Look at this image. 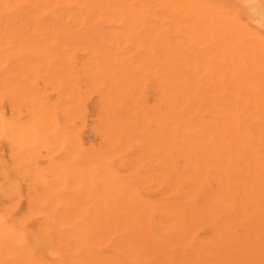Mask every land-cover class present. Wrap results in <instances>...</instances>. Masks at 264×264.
Wrapping results in <instances>:
<instances>
[{
  "label": "bare ground",
  "instance_id": "1",
  "mask_svg": "<svg viewBox=\"0 0 264 264\" xmlns=\"http://www.w3.org/2000/svg\"><path fill=\"white\" fill-rule=\"evenodd\" d=\"M238 7L245 9L247 20H243L236 14L235 8ZM2 16H14L17 18L28 17L31 18V20H27V23L29 25L64 23V21L50 22L48 20L32 18L46 19L48 17H58L57 19L59 20L61 17H74L76 21V17H81L86 18L82 20V23L84 24L83 26L93 23V21L95 20L92 21V18L95 17H114L113 19L120 17L122 18V25L123 23L130 24L133 26H138L139 28H142L147 24H149L148 27L150 28L153 27L150 25H155L150 24L152 22L146 20V17H154L155 19H157L156 22L158 23V29L154 28L155 32L153 34L150 31L148 32V35H145L146 29L144 31L143 27V31L145 33L142 34L145 37L138 40L137 43H133L136 45L140 44L142 46L150 44V47L151 44L156 43L157 46L154 49L156 50L157 48L156 51H159V54L157 55H159L158 60L159 64L161 65L160 69L162 75L155 76H161V78L163 79L159 80L158 82L156 81V83H160L161 81H163V84H161V86L163 85V94L161 100H159L161 101V109H155L156 111L158 109L161 110L160 114H156V112L154 114H156L157 117L162 113V119H160V116L158 117L163 121V129L160 128L163 130L162 134L164 146L162 147V152H169V148H171L170 151H172L173 153V159L170 157L171 159L167 160L166 158L164 159V164L163 162L160 163L162 164V167L160 166V168H162L161 170H163L162 176L164 177V179L166 178L169 181L170 185H168V183L164 184H167V187L170 186L168 190H172L173 196L171 198L161 197V204L159 205L160 216L158 222H150L148 220L143 221V218L141 217V215H139L142 219H139L140 221H138L137 218L139 217H137L134 218L135 220L137 219V221L132 220L133 222H128L125 220L121 221L120 218V221H115L109 218L108 220H101L100 218L103 217H100L99 219L92 218L94 221L63 223V240H65V264H124L121 258H124L125 256H127V261L131 260V258L133 257V263H130L132 262L130 261V264H264V0H0V17ZM0 23L2 22L0 21ZM119 23H121L120 20ZM71 26L72 25L70 24V29ZM133 26L130 28H133ZM63 27H59L57 29H61ZM85 28L87 27L85 26L84 29ZM48 29L45 28V30ZM4 32H1V35H4ZM58 32L60 31L58 30ZM63 33L65 34V32ZM1 37L4 38L3 36H0V38ZM130 37V40H132V38H135V36ZM128 39L129 38L127 37L126 41ZM7 40L9 41L8 38H5V42H7ZM16 40L18 39L16 38ZM43 41L47 42L49 40L43 39ZM21 43L22 45L25 44L24 46L28 47H31L30 45L44 44L43 42L30 41V39L29 41L28 39H21L20 44ZM28 43L30 45H27ZM102 43L103 42L100 41L98 43L95 42L94 44H97L98 46L101 44L103 46ZM3 44L6 45L5 43ZM0 45H2V43H0ZM13 46H15V44H13ZM9 48H12V46ZM29 49L32 48H26V51H32ZM94 50L97 51L96 48ZM142 52L147 51L142 50ZM30 53L32 54V52ZM152 55L154 56V54ZM41 56L37 57L39 58ZM32 57L35 59L34 56ZM88 57L91 58L89 55ZM102 57L104 58V55ZM40 60L44 62L43 59ZM91 60L93 59L91 58ZM83 61H81L82 64ZM85 63H87V61H85ZM20 65L21 63L18 64V66ZM151 66H154L153 62ZM157 67L159 68V66ZM98 68L101 67L98 66ZM85 69L82 70V72L85 71ZM102 69L104 70V68ZM151 69L155 70L152 67ZM51 72L53 73L54 71ZM120 72L125 73L126 71H123V69H121ZM52 73H50L49 75L53 76L51 75ZM29 76L31 75H28L27 77ZM65 76L67 77V75ZM113 77L115 78L117 76L114 75ZM61 78L58 77V79ZM127 78L124 80H127ZM64 80L66 79L64 78ZM47 82L50 81L47 80ZM138 83L139 82L137 81V84ZM64 85H66V83ZM118 86H120V84ZM12 87H14V85H12ZM68 87L71 86L69 85ZM109 89L112 91L111 88ZM136 89H133V91ZM109 92H107V94ZM67 97H69L68 94ZM103 98H105V96H103ZM124 99L128 98L124 97ZM111 105L115 106L114 104H110V106ZM63 108L67 109L66 107ZM124 109L127 108L125 107ZM102 111L105 110L103 109ZM108 113L109 112H107V114ZM42 117L44 118V115L41 116V118ZM112 117L115 118L114 115ZM142 117L145 118L146 116ZM144 118H142L141 120H144ZM45 120L50 121L48 120V118H45ZM41 122L44 123L45 121H42L41 119ZM107 122L108 121H106V123ZM4 124H6V122ZM47 125L49 126V124ZM157 126L159 128L160 125L157 124ZM108 131L112 132L111 130ZM133 132L134 134H136V130ZM129 133H131L130 130ZM141 136H143V134ZM155 136V140L156 138H159L158 136ZM106 137L109 138V135H106L104 138ZM108 138L106 139L109 141L110 139ZM138 140L140 139L138 138ZM47 143H49V141ZM159 145L161 146V144ZM118 146H120V143L118 144ZM162 148L159 147L156 150H161ZM106 151H104L103 153H105ZM114 151L115 150L111 152L113 153ZM123 155L125 154L123 153ZM160 155H163V153H161ZM94 165L96 166L97 164L94 163ZM105 168L106 167L104 166V169ZM68 169L69 168H67V170ZM97 169L98 167H96V170ZM70 170L71 169H69V171ZM49 171L50 170H48L47 172ZM37 174V176L43 175L42 173ZM25 175L26 174H24V176ZM80 177L81 176H79V182L81 179ZM51 178L53 177L51 176ZM77 178L78 177L76 175V177H74L73 179ZM64 182L67 181H65L64 179L63 183ZM57 183L59 182L57 181ZM126 183H128L129 187L132 185H129V182L127 181ZM81 185L83 184L81 183ZM123 186L128 189L127 185ZM47 187H49V185H47ZM164 187L163 189H165ZM35 189L37 188L35 187ZM118 189H120V186L118 187ZM129 190L130 189H128V191ZM134 190L132 189L131 191ZM37 191L39 192L40 189L38 188ZM95 191H97V189H95ZM76 193H78V191ZM95 193H93L92 195H94ZM124 193H126V191L120 194ZM87 194L89 195L90 193ZM88 195L86 197L89 199ZM38 197L41 196L38 195ZM140 197L142 198V196ZM29 198L27 197V199ZM45 198H47V196ZM45 198L42 200H45ZM58 198L60 199L63 197H59L58 195ZM52 199L49 200L50 203ZM71 199L73 200L74 198ZM32 200H34V198H32ZM46 201L48 200H45V202ZM156 201H158V199ZM67 202L64 203L68 204ZM50 203L46 202V204ZM65 204H63L62 206H64ZM94 204H92L93 206L91 207H94ZM9 205H12V203ZM107 208H109V206H107ZM121 208L122 207H120V209ZM97 209L96 211H98ZM63 211L65 212V210ZM64 212L63 214H65ZM71 213L74 212L71 211ZM93 213L98 214V212ZM102 213L106 214L107 216V213ZM126 214H128V212H126ZM129 214H131V212ZM29 215H31V213H29ZM67 215H69V213ZM41 216L42 215H40V217ZM131 217H133V215ZM53 219L55 218L53 217ZM53 223L48 222V224L51 225H53ZM12 233L15 232H13L12 230ZM201 233L206 235L202 236L200 235ZM7 240H9V238ZM14 241H16V239ZM8 244L10 245V243ZM6 245L7 244L5 243L4 246ZM31 246V248L34 247L33 245ZM50 246L51 245H49V247ZM9 250H11V248ZM18 253H15V255L12 254L14 258L16 257V255H19ZM20 254H22V252ZM41 257L42 256H40V258ZM23 259H20L19 257L18 261ZM12 261H15V259ZM27 262H29V260ZM6 263L9 264V262ZM47 263L50 264L51 262L48 261ZM61 264H63V262Z\"/></svg>",
  "mask_w": 264,
  "mask_h": 264
},
{
  "label": "rangeland",
  "instance_id": "2",
  "mask_svg": "<svg viewBox=\"0 0 264 264\" xmlns=\"http://www.w3.org/2000/svg\"><path fill=\"white\" fill-rule=\"evenodd\" d=\"M235 12L240 18H242L243 20H247L245 9L238 7L235 8ZM57 18L58 17H48L46 19L44 18H32V19L48 20L50 22L64 21V23L62 24L47 23V24L29 25L27 23V20H31V18L28 17H22V18L19 17L17 18L14 16L0 17V21L2 22L0 23V36L4 37V38L2 37L0 38L1 41L0 43H2V45H0V52H1L0 53V177H1L0 186H2L0 187V201H1L0 202V213H1L0 214V242H1L0 263L1 264H8L6 262H9V264H14V263L15 264H19V263L49 264L47 263L48 261L51 262L50 264H61L62 262L63 264H65V258H64L65 240H63L64 238L63 223L94 221L93 219L95 218L99 219L100 217H103L100 218L101 220L102 219L108 220L109 218L115 221H120L119 220L120 218L121 221L125 220L128 222L130 221L133 222V221H137V219L138 221H140L143 218V221L148 220L150 222H158L160 216L159 205L161 204V197L171 198L173 196L172 190H168L170 186L167 187V184H164V183H168V185H170L169 181L166 178L164 179V177L162 176L163 170H161L162 168H160V166L162 167V164L160 163L163 162L164 164V159L166 158L167 160L171 158L173 159V153L172 151H170L171 148H169L170 150L168 149L169 152L166 153L162 152L163 151L162 147L164 146L163 134H162L163 121L160 120L162 119L161 116L162 113L161 115H159L160 119L158 118L159 116L156 117V114H160L161 111L159 110L161 109V101L159 100H161L163 94L162 93L163 85L161 86V84H163V81H161L160 83H156V81L158 82L159 80H163V79L161 78V76H157V77L155 76V75H162L160 69L161 65L159 64V60H158L159 55H157L159 54V51L158 52L156 51L157 48L156 50L154 49L157 46L156 43L151 44V47L150 44H146V46L143 45L144 46L143 47L140 44L136 45L133 43V42L137 43L138 40L145 37L142 33L146 32L145 35H148V32L151 31V33L153 34L155 32L154 28L158 29V23L156 22L157 19H155L154 17H146L145 18L146 20L152 22L150 24H155V25H150L153 26L152 28L148 27L149 24L143 26L144 31L146 29V31L144 32L143 27L139 28L138 26H133L124 23L122 25V20H121L122 18L120 17L115 19H113L114 17L92 18V21L93 20L95 21H93V23L85 25L87 27L85 29L82 20L86 18L76 17L77 22L75 21L74 17H61L59 20ZM62 18L65 20H63ZM119 20L121 21V23H119ZM70 24L72 25L71 29H70ZM132 26L133 28H130ZM59 27H63L65 31L63 30V28L57 29ZM45 28L46 29L49 28V29L45 30ZM58 30L60 32H58ZM1 32L2 33L4 32V35H1L2 34ZM63 32H65V34ZM130 36L132 37L135 36L136 40L135 38H132L133 41L130 40L131 38ZM127 37L129 39L126 41ZM5 38H8L9 41L7 40V42H5ZM16 38L18 40H16ZM21 39H28V41L30 39V41H38L43 43L45 42L43 41V39L49 41L45 42L44 43L45 45L44 44L30 45L28 43L27 45L31 46L28 47V46H24L25 44L24 45H22V43L20 44ZM100 41L103 42L102 44L104 47L101 44L99 46L97 44H94L95 42L98 43ZM3 43H5L6 45H4ZM13 44H15V46H13ZM11 46L12 48H9ZM26 48L27 49L32 48L29 50H32L30 52H32L33 55L30 52L26 51ZM95 48L97 49L98 52L94 50ZM142 50L147 52H142ZM152 54H154V56ZM31 55L34 56L35 59ZM35 55L37 56L42 55V56L38 58ZM88 55L93 60H91V58H89ZM103 55L104 58L102 57ZM40 59H43L44 62L41 61ZM83 60L87 61V63H85V61ZM81 61H83V64ZM152 62L154 63V66H151ZM19 63H21L20 66H18ZM59 66L61 67V69ZM98 66H100L101 68H98ZM157 66H159V68ZM151 67L154 68L155 70L151 69ZM68 68L70 72L68 71ZM102 68H104V70ZM84 69L86 72L85 71L82 72V70ZM121 69H123V71L126 72L125 73L123 72L124 74L121 73L120 72ZM36 70L39 72H37ZM51 71H54L55 73L53 72L54 73L53 74ZM50 73H52L51 75L53 76H50L49 75ZM66 73H68L69 75ZM28 75L31 76L27 77ZM65 75H67V77ZM114 75L117 77L114 78L113 77ZM57 76L59 78L61 77L63 78L58 79ZM64 78L66 80H64ZM103 78H105L107 81ZM126 78L127 80H124ZM47 80L50 82H47ZM58 80H61L62 82ZM137 81L139 82L138 83L139 86L137 84ZM65 83L66 85L67 84L68 85L67 86L64 85ZM119 84L120 86H118ZM12 85H14V87H12ZM69 85L71 87H68ZM109 88H111L112 91ZM133 89L136 90L133 91ZM107 92L109 93L107 94ZM67 94L69 97H67ZM103 96H105V98H103ZM124 97H127L128 99H124ZM100 99L103 101H101ZM114 99H116L118 102ZM116 103H120V104H116ZM110 104H114L115 106L113 105L110 106ZM63 107H66L68 110ZM125 107L127 109H124ZM157 108L159 109L156 111L155 109ZM36 109H38L39 111ZM103 109L106 112L102 111ZM62 111L65 113H63ZM107 112L109 113L107 114ZM155 112L156 114H154ZM43 115L44 118L43 117L41 118V116ZM113 115L115 118L112 117ZM142 116H146V117L144 118ZM33 117H36L38 119ZM45 118H48V120L50 121H46ZM142 118H144V120H141ZM41 119L42 121L45 122L44 123L41 122ZM106 121H108L109 123L108 122L106 123ZM5 122L6 124H4ZM47 124H49V126ZM157 124L160 125L159 128ZM108 130H111L112 132H109ZM129 130L131 131V133H129ZM135 130H136L135 132L136 134H134L133 132ZM142 134L143 136H141ZM106 135H109V138L106 137L110 139L109 141L106 138H104ZM154 136L155 137L158 136L159 138H156L155 140ZM138 138L140 140H138ZM47 140L49 141V143H47L48 142ZM119 143L121 147L118 146ZM159 144H161V146ZM158 146L162 149L156 150L159 148ZM105 148L107 149V151ZM113 150L115 151L112 153L111 151ZM94 151L96 152V154ZM104 151L106 152L103 153ZM157 152L159 153L161 152L163 153V155H160L161 153L159 154ZM123 153L125 155H123ZM93 162L97 165L95 166ZM104 166L106 167L105 169ZM96 167H98L97 169L98 171L96 170ZM67 168L71 169L72 171L71 170L69 171V169L67 170ZM48 170L50 171L47 172ZM23 173L26 175L24 176ZM37 173L39 174L42 173L43 175L37 176L38 175ZM155 174L157 175V177ZM76 175L78 178L73 179L74 177H76ZM51 176L53 178H51ZM79 176H81L80 182H79ZM151 176H153L154 178ZM64 179L65 181L67 182L69 181V182L63 183ZM93 180H95L97 183ZM57 181L59 183H57ZM126 181L129 182V185L132 184L131 186L133 187L131 186L129 187ZM81 183L83 185H81ZM47 185H49V187H47ZM123 185H127L128 186L127 188L130 190L128 191V189H126V187ZM119 186L120 189H118ZM162 186L163 187L165 186L164 188L166 189L167 192L165 191V189H163ZM35 187L37 189L39 188L40 191L38 192L37 189H35ZM95 189H97V191H95ZM132 189L133 190L136 189V190L131 191ZM75 191L76 192L78 191V193L80 194L76 193ZM125 191L126 193L120 194ZM87 193L90 194L88 195ZM93 193H95L94 194L95 196L92 195ZM12 195H14L15 197ZM38 195L41 197H38ZM58 195L59 197H63L64 199L63 198L59 199ZM87 195L89 196V199L86 197ZM46 196L48 199L45 198ZM140 196H142V198ZM27 197L30 198L27 199ZM32 198H34V200H32ZM44 198L45 200H48L46 201L48 203H50L49 200L52 199L51 203L46 204L45 200H42ZM71 198L74 199L72 200ZM157 199L158 201H156ZM64 202H67L68 204H65ZM11 203L12 205H9ZM63 204L65 205L62 206ZM92 204H94V207H91L93 206ZM107 206H109V208H107ZM119 206L122 208L120 209ZM94 208L96 209L101 208V209H97L98 211H96V209ZM59 210L62 211L65 210V212L63 211L65 214H63V212ZM71 211L74 213H71ZM93 212H98V214L97 213L94 214ZM102 212L107 213V216ZM126 212H128V214H126ZM130 212L131 214H129ZM29 213H31V215H29ZM68 213L69 215H67ZM40 215L42 216L40 217ZM130 215L131 216L133 215V217H131ZM139 215H141L142 218ZM53 217L55 219H53ZM134 218L137 219L135 220ZM48 222L53 223V225L48 224ZM12 230L17 234L12 233ZM200 235L204 236L206 234L201 233ZM3 236L6 237L7 239L9 238V240L4 238ZM15 239L16 241H14ZM5 243L7 244L6 246H4ZM8 243H10V245ZM31 245H33L34 247L31 248L32 247ZM49 245L51 246L49 247ZM56 246H58L59 248ZM10 248L11 250H9ZM21 252L23 255L20 254ZM15 253L16 254L18 253L19 255H16V257L14 258L13 255H15ZM40 256L42 257L40 258ZM19 257L20 259H23L24 257V259L18 261ZM126 258L127 256L121 258L124 264H127L130 261H132L133 257L132 258L130 257L131 260L129 261H127L128 259L126 260ZM14 259L15 261H12ZM28 260L29 262H27ZM130 263H133V261Z\"/></svg>",
  "mask_w": 264,
  "mask_h": 264
}]
</instances>
